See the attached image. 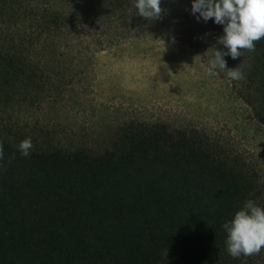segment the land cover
Here are the masks:
<instances>
[{
    "label": "trees",
    "instance_id": "16d2710c",
    "mask_svg": "<svg viewBox=\"0 0 264 264\" xmlns=\"http://www.w3.org/2000/svg\"><path fill=\"white\" fill-rule=\"evenodd\" d=\"M160 7L146 21L133 0H0V264H248L221 225L245 200L264 206L255 161L194 127L130 119L70 146L26 118L63 107L97 54L124 44L223 49L222 26L197 22L190 0ZM235 62L264 126V38Z\"/></svg>",
    "mask_w": 264,
    "mask_h": 264
},
{
    "label": "rangeland",
    "instance_id": "374dc122",
    "mask_svg": "<svg viewBox=\"0 0 264 264\" xmlns=\"http://www.w3.org/2000/svg\"><path fill=\"white\" fill-rule=\"evenodd\" d=\"M202 46L190 48L182 40L127 43L99 53L93 75L63 107L26 118L48 126L57 141L70 146L98 145L109 126L130 119L194 127L255 161L264 175V126L239 98L241 80L220 70L207 74L214 49ZM224 59L228 68L237 67ZM246 258L248 264H264V248Z\"/></svg>",
    "mask_w": 264,
    "mask_h": 264
},
{
    "label": "clouds",
    "instance_id": "9594fccd",
    "mask_svg": "<svg viewBox=\"0 0 264 264\" xmlns=\"http://www.w3.org/2000/svg\"><path fill=\"white\" fill-rule=\"evenodd\" d=\"M160 4L161 0H133L136 15L146 21L160 18ZM189 11L197 22L212 20L222 26L216 44L223 50L213 47V57L206 65L207 74L220 70L232 81L243 80L242 71L238 67L228 68L224 57L236 60L241 50L254 51L255 42L264 38V0H190ZM32 147V140L25 138L17 150L21 156L28 157ZM0 158H3L2 147ZM221 227L226 234L225 250L233 258L252 255L264 248V206L251 199L245 200Z\"/></svg>",
    "mask_w": 264,
    "mask_h": 264
}]
</instances>
